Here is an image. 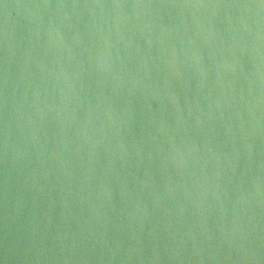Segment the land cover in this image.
<instances>
[{
	"label": "water",
	"instance_id": "1",
	"mask_svg": "<svg viewBox=\"0 0 264 264\" xmlns=\"http://www.w3.org/2000/svg\"><path fill=\"white\" fill-rule=\"evenodd\" d=\"M0 264H264V0H0Z\"/></svg>",
	"mask_w": 264,
	"mask_h": 264
}]
</instances>
